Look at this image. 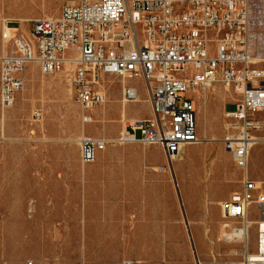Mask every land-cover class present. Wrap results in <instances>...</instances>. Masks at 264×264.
<instances>
[{"label":"rangeland","instance_id":"1","mask_svg":"<svg viewBox=\"0 0 264 264\" xmlns=\"http://www.w3.org/2000/svg\"><path fill=\"white\" fill-rule=\"evenodd\" d=\"M69 1L78 0H0V37L1 20L13 21L11 26L16 28L29 21L24 28L32 32L33 20L56 18ZM255 3V15L249 14V48L252 53L264 56L263 10L260 0ZM18 33L21 34L20 29ZM210 47H215L213 39ZM72 54L70 49L65 51L66 56ZM31 65L33 84L29 82ZM62 70L45 74L37 63L31 62L23 72V87L12 106L0 107V264H121L124 259L137 264H241L242 239L225 241L222 226L217 235L202 240L203 248H196L197 240L191 235L193 229H208L204 224L212 219L210 199L216 188L230 187L228 197L240 189L241 172L234 167L231 156V170L226 171L222 160L214 159L220 147L224 148L220 142L224 133L223 114L233 108L231 104L238 97L224 90L219 80L211 87L215 86L224 100L211 88L198 96L195 93L200 102L196 128L202 141L186 146L167 161L158 146L117 142L123 124L121 109L125 107L129 123L135 121L127 108L134 102L122 101V78L98 76L106 96L105 103L98 108L118 101L114 121L117 129L105 133L101 116L94 115L90 124L81 121L84 111L75 100L72 86L74 67L63 83H43V79L58 80L63 76ZM128 84L137 87L138 93V100L130 108L147 117L145 93L139 79L129 80ZM109 118L111 123L113 117ZM255 119L258 128L253 138L264 139V110L257 112ZM210 125L218 126V130L207 136L212 140L206 141L202 135ZM82 136L113 142L97 153L94 161L82 163L79 147ZM254 146L250 149L249 170L264 174V140ZM113 162L120 163L118 169ZM215 166L226 172L222 183L212 180ZM260 180L264 190V179ZM144 196L148 204L160 198L169 200L168 206L162 207L168 213L165 218L156 214L161 208L155 205L149 207L148 213V220L168 226L167 233L163 232L168 237L146 239L140 244L143 240L130 235L136 201ZM199 199L205 202L204 208L197 203ZM186 200L193 205L185 206ZM123 202L128 205L123 206ZM116 203L121 205L116 209L125 208L126 212L114 221L110 213ZM250 213L251 218L257 215L252 207ZM108 224L115 230L109 229ZM121 225H125L124 229ZM229 225L239 226L236 220H230ZM250 240H255L254 226ZM150 241L157 245L152 255L148 248Z\"/></svg>","mask_w":264,"mask_h":264},{"label":"built area","instance_id":"2","mask_svg":"<svg viewBox=\"0 0 264 264\" xmlns=\"http://www.w3.org/2000/svg\"><path fill=\"white\" fill-rule=\"evenodd\" d=\"M11 24L8 19L2 22L0 37L2 109L14 103L31 62L45 74L73 65L74 97L84 111V124L93 122L90 109L106 101L98 76L141 79L152 116L128 124L117 142L158 146L171 161L186 146L202 141L196 128L195 91L203 93L219 80L224 90L238 97L235 102H244V110L223 114L220 142L241 178L240 189L221 203L220 210L224 229L232 230L230 220H236L239 226L234 228L245 233L241 264H264V190L249 173L253 132L258 128L255 114L264 110V56L249 48L246 0H78L64 5L56 18L33 20V42ZM68 49L77 56H66ZM137 97L135 87H122L124 103ZM112 142L82 136L81 162L94 161ZM251 207L257 215L253 223L244 224L239 211L249 210L251 216ZM121 264L136 262L124 259Z\"/></svg>","mask_w":264,"mask_h":264},{"label":"crops","instance_id":"3","mask_svg":"<svg viewBox=\"0 0 264 264\" xmlns=\"http://www.w3.org/2000/svg\"><path fill=\"white\" fill-rule=\"evenodd\" d=\"M247 1V8H248V12L249 14H252L255 15L256 13V3L255 1L257 0H246ZM75 3V1H69L68 3L66 4H73ZM260 3H261V6H262V10H263V19H264V0H260ZM28 23L29 21L24 24L23 26H18L20 29V32H21V35L22 36H27V35H30L31 31L28 30V29H25L24 27L25 26H28ZM33 63V62H32ZM103 75V74H102ZM101 76V75H100ZM140 83H141V86L143 88V91L145 93V104H146V112L148 113V116H139L135 113V111L130 108V105L134 104L137 100H138V97L136 100H134L132 104H130L127 108H128V111H129V114H131V118L135 119V120H143V119H147V118H150L152 116V112H151V108H150V105L147 101V96H146V92H145V88H144V83L141 79H139ZM129 80H121V86H133L131 84H128ZM135 87V86H133ZM137 89V87H135ZM196 95L194 96L193 98V102H194V105H195V108L197 109L200 102H199V99L195 98ZM23 99H21L22 101ZM130 103V102H128ZM233 104V103H232ZM101 106V105H99ZM95 108V107H94ZM118 109V101L115 102L114 105H104L102 108H98V106H96L95 109H93L92 111H90V113L92 114V117H94V115H98V116H101V121L103 124V127H102V130L103 132L105 133H110V132H115V130L117 129V126L116 124L114 123V121H116V116H117V110ZM125 113H126V110H125V107L122 109L121 111V118L124 116L125 117ZM196 115H197V111H196ZM113 117L111 123H109L108 121H110V118L109 117ZM107 120V121H106ZM113 122V123H112ZM122 128V127H121ZM124 130H128V127L125 126L124 127ZM132 144V143H131ZM224 149V148H223ZM221 147H220V153L219 155L217 154V156H215L214 159H221L224 166L226 167L225 168V171L228 169V170H231V154L229 152H227L225 149L223 150ZM101 152V151H100ZM99 153V152H98ZM119 155V154H118ZM230 155V156H229ZM118 157H114L113 159H116ZM233 162V161H232ZM119 162H113L112 164L114 166H116L115 168H119L117 165H118ZM120 164V163H119ZM114 168V170H115ZM215 170V171H214ZM224 170L222 171V169H219V167H213V181L214 182H220L222 183L225 179H226V172ZM249 173H250V176L253 180L257 181H261L260 179H264V174H260V173H256L254 172V174L252 172H250L249 170ZM118 175V174H116ZM233 175V174H232ZM234 177H235V174H234ZM240 181V180H239ZM154 185H158V183H154ZM213 185V184H212ZM210 185V186H212ZM215 185V184H214ZM184 190V189H183ZM231 193V188L230 187H220V188H216V190L213 191V194L211 195V199H210V203L212 205V219L211 221L209 222L208 220L205 221V224L204 226L206 227L207 225L209 226L207 230L205 229H193L191 231V235H192V238L197 240L195 245H196V248H203V242L202 240L205 239V238H208V237H211V236H214V235H217L220 231V227L222 226L223 224V219L221 217V210H220V206L219 204L222 203L223 201H225L226 199H228L229 197V194ZM233 193V192H232ZM185 206H192L193 203H191L190 201H185ZM197 203H199V205L204 208V205H205V202L203 201V199H199L197 200ZM120 203H116L114 204L112 207L113 209V212L117 214H113V219L114 221H116V218L119 217L120 215H124L126 210L125 208L121 211V210H118L116 209L117 207H120L121 205H119ZM169 204V200L166 198V199H163V198H160V199H155L154 202H150V204H148V202L146 201L145 199V196L144 197H138L137 201H136V207H135V210H134V215H133V219H132V224L134 225V228L132 229V232H131V235L133 238H145V239H149V240H154V239H162V238H167L168 235L167 234H163L164 233H167L168 231V226L166 224H162V222L160 224L154 222V220H148V213H150V208L153 207L155 205V207H160L161 209H157L155 212L156 214L160 217V218H165L168 213L165 212L164 209H162V207H167ZM123 206L124 205H128V204H125L123 202L122 204ZM150 205V206H149ZM147 207L148 210H146V216H145V219H140L139 217H141L138 213H139V210H138V207ZM150 207V208H149ZM112 212V211H111ZM138 215V219L135 218V215ZM143 213H145L143 211ZM142 218V217H141ZM221 221H222V224H221ZM146 226V230H143V226ZM148 226V227H147ZM150 226V227H149ZM125 225H121V228L124 229ZM116 228V227H115ZM118 228V227H117ZM117 230V229H116ZM129 236V237H130ZM142 244V243H141ZM148 248H149V251H150V255H152L154 253V251L156 250L157 248V245L153 243V241H150L149 244H148ZM149 255V254H148ZM136 264H137V261H136Z\"/></svg>","mask_w":264,"mask_h":264},{"label":"bare ground","instance_id":"4","mask_svg":"<svg viewBox=\"0 0 264 264\" xmlns=\"http://www.w3.org/2000/svg\"><path fill=\"white\" fill-rule=\"evenodd\" d=\"M5 19H3V20H1L2 22L4 21ZM2 25V24H1ZM26 38L28 39V40H30V42H33V38H32V36L31 35H27L26 36ZM263 38V40L261 41V43H262V46H264V36L262 37ZM71 51H73V54L72 55H70V56H72V57H76L77 56V52L75 51V50H71ZM73 68V66L72 65H69V64H66L65 65V67H64V69L62 70V75L63 76H61L58 80H55V79H53V78H49V79H43V83H46V84H52V83H59V84H61V83H63V78H66V76L68 75V72L71 70ZM30 72H31V74H30V77H29V82L31 83V84H33V82H34V74H33V65H31V68H30ZM61 74V73H60ZM59 74V75H60ZM65 80V79H64ZM103 84V83H102ZM216 84V83H215ZM213 86V85H212ZM102 87L103 86H101L100 87V89L102 90ZM211 89H212V91L211 92H214L217 96H219L222 100H224V95L223 94H221V93H219V92H217V88L214 86V87H211ZM195 93H196V95L198 96V95H201L200 94V92L199 91H195ZM204 97V96H203ZM137 99V98H136ZM214 98H212V100H213ZM68 101H69V97H68V99H67ZM221 100V101H222ZM121 103H122V101H121ZM211 105H213V104H211ZM232 106H233V108L231 109V110H244V102H234L233 104H231ZM199 107V106H198ZM203 107V106H202ZM124 108V107H123ZM122 108V109H123ZM122 109H121V111H122ZM203 110V109H202ZM210 110V109H209ZM202 115H203V113H202ZM203 118V117H202ZM130 121H132V120H130ZM122 130H124V127L125 126H127L128 124H130L129 123V121L126 119V117H122ZM205 125V124H204ZM2 127V126H1ZM218 130V126H216V125H210L209 126V128L208 129H205V131H204V133H203V135L202 136H204V139L206 140V141H210V140H212L213 138L211 137V139H207V136L209 135V134H213L214 132H216ZM212 136V135H211ZM216 140V139H215ZM262 140H264V139H257V138H254V141H253V143H252V147L255 145V144H258V142L259 141H262ZM257 146V145H256ZM212 147V146H211ZM255 147V146H254ZM258 147V146H257ZM213 148H214V146H213ZM206 150H208V149H206ZM211 150V149H210ZM262 155V154H261ZM151 167V166H150ZM161 168V167H160ZM155 170V169H154ZM157 170V169H156ZM162 171V170H161ZM172 180V179H171ZM171 182V181H170ZM259 183V182H258ZM138 210H139V215L142 217H139L140 219H145V216H146V210H148V208L147 207H145V206H143V207H138ZM143 211L145 212V213H143ZM115 215V214H117V212L116 213H114V212H112V213H110V215L112 216V215ZM204 214V213H203ZM135 218L136 219H138V215H137V213H136V215H135ZM239 220H243V223L244 224H251L250 222H253V218H251V216H249V210H240L239 211ZM221 223H222V221H221ZM108 226V228L110 229H112V230H115L114 228V226L112 225V224H108L107 225ZM222 228H223V234H222V238H224L225 239V241H228V242H237L239 239H244V237H245V233L243 232V231H240V230H238V229H236V228H232V230H230V231H227L226 229H224V227H223V225H222ZM227 232H229V233H227ZM139 239H141V240H143V241H141L140 242V244L142 243H144V240H146L145 238H139ZM218 239H220V238H218ZM217 239V240H218ZM232 251V250H231ZM4 262V261H3Z\"/></svg>","mask_w":264,"mask_h":264}]
</instances>
